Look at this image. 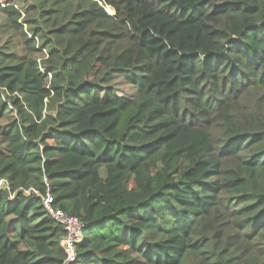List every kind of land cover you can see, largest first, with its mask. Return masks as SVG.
<instances>
[{"label":"trees","instance_id":"16d2710c","mask_svg":"<svg viewBox=\"0 0 264 264\" xmlns=\"http://www.w3.org/2000/svg\"><path fill=\"white\" fill-rule=\"evenodd\" d=\"M0 15V264H264V0Z\"/></svg>","mask_w":264,"mask_h":264},{"label":"built area","instance_id":"2783aa9c","mask_svg":"<svg viewBox=\"0 0 264 264\" xmlns=\"http://www.w3.org/2000/svg\"><path fill=\"white\" fill-rule=\"evenodd\" d=\"M5 187L6 181L0 179V190ZM27 193L28 191H24V194ZM35 194L38 196L36 192ZM41 200L48 215L61 225L64 230V237L61 241V246L66 255L65 264L73 262L75 260V248L82 239L84 226L78 218L66 215L59 210H55L52 207L53 199L49 192H46V194L41 197Z\"/></svg>","mask_w":264,"mask_h":264},{"label":"rangeland","instance_id":"374dc122","mask_svg":"<svg viewBox=\"0 0 264 264\" xmlns=\"http://www.w3.org/2000/svg\"><path fill=\"white\" fill-rule=\"evenodd\" d=\"M1 1H5V0H1ZM1 1H0V2H1ZM8 1H9V0H8ZM1 21H2V16L0 15V23H1ZM1 123H3V121H0V124H1Z\"/></svg>","mask_w":264,"mask_h":264}]
</instances>
